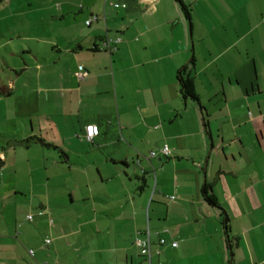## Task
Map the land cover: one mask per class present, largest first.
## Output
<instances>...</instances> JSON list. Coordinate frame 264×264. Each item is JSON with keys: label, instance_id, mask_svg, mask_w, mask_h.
I'll return each instance as SVG.
<instances>
[{"label": "crops", "instance_id": "0c3cea01", "mask_svg": "<svg viewBox=\"0 0 264 264\" xmlns=\"http://www.w3.org/2000/svg\"><path fill=\"white\" fill-rule=\"evenodd\" d=\"M15 1L0 264H264V0Z\"/></svg>", "mask_w": 264, "mask_h": 264}, {"label": "rangeland", "instance_id": "374dc122", "mask_svg": "<svg viewBox=\"0 0 264 264\" xmlns=\"http://www.w3.org/2000/svg\"><path fill=\"white\" fill-rule=\"evenodd\" d=\"M22 10L23 6L15 0H0V77L6 82L10 77L7 69L8 64L13 62L17 65L22 64L24 58L28 57L23 53L21 47H35L37 45L34 41L27 42L26 38L15 34L17 27L15 26L16 22H14L16 18L13 16ZM14 52L15 54H13ZM49 240L51 241V239Z\"/></svg>", "mask_w": 264, "mask_h": 264}, {"label": "built area", "instance_id": "2783aa9c", "mask_svg": "<svg viewBox=\"0 0 264 264\" xmlns=\"http://www.w3.org/2000/svg\"><path fill=\"white\" fill-rule=\"evenodd\" d=\"M115 7H120V4H114ZM123 7H126V5H122ZM92 23V20H89L87 22V25H90ZM120 40H107L105 42V46L108 47L107 49L109 50V52H115L117 50V44L119 43ZM76 77L78 78V80L80 81H84L87 77V71L84 68V66H79L78 71L76 72ZM100 133V130L97 126H87L86 127V133H85V138L88 141H93L95 139L96 136H98ZM160 153L166 157L171 156L172 155V150L170 149V147L168 146H164L161 150ZM157 155V152H152L151 153V157H155ZM28 219L31 221L33 219L32 216H28ZM51 241L47 240L46 244H50ZM136 247L140 250L142 256L144 258H146V260L148 261L149 264H152V247H153V243H152V233L150 231V229L146 230L143 234H141L140 236L135 238L134 241ZM160 245H165L166 240L164 238H160L159 240ZM171 246L173 248H177L178 247V243L177 242H172ZM31 254H33V252H31Z\"/></svg>", "mask_w": 264, "mask_h": 264}, {"label": "trees", "instance_id": "16d2710c", "mask_svg": "<svg viewBox=\"0 0 264 264\" xmlns=\"http://www.w3.org/2000/svg\"><path fill=\"white\" fill-rule=\"evenodd\" d=\"M177 1L182 4L183 11H184L185 15L189 18L190 17V11H189L188 7L184 3H182L181 0H177ZM179 82L181 85L182 93L185 97L197 99L195 89H194L193 80L189 74L185 73V70H183L179 74ZM204 196H205V199L207 200V202L211 206L220 208V204L218 203L217 199L212 194H209L207 189L204 190ZM228 221L229 220L226 219V222H225L226 228H227V232H226L227 235H229ZM229 242H230V247L232 248L233 247L232 240H229Z\"/></svg>", "mask_w": 264, "mask_h": 264}]
</instances>
